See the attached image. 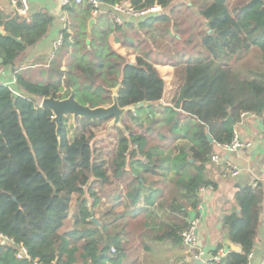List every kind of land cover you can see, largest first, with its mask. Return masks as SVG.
<instances>
[{"label":"trees","instance_id":"obj_1","mask_svg":"<svg viewBox=\"0 0 264 264\" xmlns=\"http://www.w3.org/2000/svg\"><path fill=\"white\" fill-rule=\"evenodd\" d=\"M124 1L162 10L123 16L120 23L102 12L87 31L92 6L84 0L74 9L80 29L65 36L49 63L28 70L35 79L20 71L11 85L0 83V234L13 237L0 239V264H192L180 234L189 209L200 203V187L210 185L214 144L231 141L242 112L264 121V0L100 5ZM48 22L42 15L6 20L0 65L12 66L47 34ZM111 35L125 53L112 46ZM155 64L174 68L169 101ZM114 90L120 107L135 110L125 113L133 122L128 133L116 129L108 150L90 142L111 117H77L69 125L63 116L57 134L52 111L39 107L45 96L70 92L83 105L108 106ZM95 182L114 186L99 217L83 196L97 203ZM235 199L238 212L223 215L220 228L241 249L230 251L220 241L228 253L216 264H246L261 224L264 184L241 188ZM17 243L27 258L16 257Z\"/></svg>","mask_w":264,"mask_h":264},{"label":"crops","instance_id":"obj_2","mask_svg":"<svg viewBox=\"0 0 264 264\" xmlns=\"http://www.w3.org/2000/svg\"><path fill=\"white\" fill-rule=\"evenodd\" d=\"M28 2L29 12L25 16H19L15 14L9 0H0V29L2 30V34L6 33L4 29L6 20L13 19L21 21L25 19L27 22H31L32 17L35 15H42L50 18V22L46 24L47 34L43 38L35 43L29 44L16 58L12 66L0 65V81H4L8 83V85L14 83L12 80L16 78V74L20 71L25 72V75L29 74L31 79H35L36 74L28 72V70L36 69L38 66H41L40 64L49 63L54 52L59 50L65 43L64 42L58 47V40L61 37L66 39L65 36L67 34H69L68 38L70 39L73 32L80 29L74 9L78 7L83 8L84 1L82 3L71 1L65 5L62 4V0H28ZM123 16L127 15H122V17ZM89 30L90 28H88L87 31ZM17 39L20 40V38ZM110 42L114 47L118 48V51L125 53L124 47L114 42L113 35L110 36ZM155 67L165 68L172 66L167 64H155ZM174 92L175 88L171 92V96H173ZM263 123V119L257 116L256 119L247 118L243 122L238 121L234 124V133L237 134L239 139L250 142L248 147H242L233 152L220 154L224 161L230 162L239 168L240 172L236 176H230L228 173L223 172L221 164L211 161L207 164V177L210 180V185L206 186L205 190L199 193L203 208L197 233L200 245L208 251H212L216 248H226L224 246L218 247L220 241L224 239L220 228V218L225 214L234 211L238 212V204L235 199L236 192L241 188L254 186L256 182L264 184ZM263 205L264 202L262 203L261 224L258 228L255 245L252 250V264H257L259 262L263 249ZM207 221L214 224V230L211 231V229H209L206 224Z\"/></svg>","mask_w":264,"mask_h":264},{"label":"built area","instance_id":"obj_3","mask_svg":"<svg viewBox=\"0 0 264 264\" xmlns=\"http://www.w3.org/2000/svg\"><path fill=\"white\" fill-rule=\"evenodd\" d=\"M9 1L15 14L19 16H25L29 12L28 0H9ZM71 1H74L76 3H82L84 0H62V4L65 5L70 3ZM85 1L92 6V9L90 11L92 18L97 17L101 12L107 11L110 14L109 16L114 23H120L122 15L140 17L147 14L156 13L162 10V7L158 4L136 9L132 7L128 2L124 1L103 8L100 5V1L97 0H85ZM64 42H65V38L61 37L57 42L58 47ZM13 79L14 80H12V82H15L16 78ZM0 83L8 85V83L4 81H0ZM247 118L256 119L257 115L251 112H242L240 113L239 122H243ZM249 145L250 142L240 140L237 134L234 133L233 138L231 139L230 142L214 144V150L211 153L209 159L211 162L221 164L222 165L221 169L223 170V172L228 173L230 176H236L240 172L239 168L231 164L230 162L224 161V159H222V155L220 156V154L226 152H233L238 148L248 147ZM204 190H205L204 186L200 187L199 193L203 192ZM202 208H203V204L200 201V203L196 206L195 209H189L187 225L180 234L183 251L189 254L191 257H197L201 259L202 264H216L226 256L228 250L226 248H216L212 251H208L203 246L200 245V240L198 238L197 231H198L200 218L202 215L201 214ZM262 228L264 231V222L262 224ZM0 239L2 241L9 240L10 242H13L12 236H4L0 234ZM16 246H17L15 253L16 257L19 259L27 258L28 257L27 248L22 243L19 244L17 243ZM252 257H253V251L248 252L246 264H252ZM257 264H264V239H263L262 253L260 256V260Z\"/></svg>","mask_w":264,"mask_h":264},{"label":"rangeland","instance_id":"obj_4","mask_svg":"<svg viewBox=\"0 0 264 264\" xmlns=\"http://www.w3.org/2000/svg\"><path fill=\"white\" fill-rule=\"evenodd\" d=\"M186 2H190V0H185ZM231 1V0H230ZM113 46V45H112ZM114 47V46H113ZM117 51L118 48L114 47ZM120 52V51H118ZM121 53V52H120ZM124 53V52H123ZM121 53V54H123ZM127 57L130 61H133V58L135 57L134 53H128ZM158 68V67H157ZM160 70V75L162 76L163 80H164V97L163 100L164 101H169L171 99V95H172V91H173V75H174V68L172 67H159L158 71ZM41 100V99H40ZM132 112H134L135 109H131ZM111 118H108L106 121H104L98 128L97 131L94 135V138L91 140V144L94 147L97 148H103L105 150L109 149V145H112L113 143H115V139L116 137L114 136L116 133V129L123 131V133L126 135L128 132L125 129V127L127 126V122L133 123L131 122L128 118L126 114H122L121 115V119H120V123L117 125H113V116H110ZM67 121L68 124H75L77 121V118H74L71 114L67 115ZM133 125V124H132ZM114 128V129H113ZM139 129V128H138ZM110 138L112 140L111 143L108 144L107 139ZM104 153H107L103 150ZM120 185H123L122 183ZM114 188V186L112 184H105L102 185L100 182H95L94 184V190L97 193L98 196V200L97 203L95 202V198L93 196L88 195L85 190L86 188L84 187V198L86 197V202L88 207L90 208L91 212L94 214L95 217H99L101 215V213L105 210V208H107V206L110 203V195H111V190ZM76 196L73 195L72 196V200H71V209H70V214H69V218H68V223H72V214L74 211V207L76 204ZM94 217V219H95ZM97 222L98 219H95ZM207 226L209 227V229L214 230V224L210 223V222H206Z\"/></svg>","mask_w":264,"mask_h":264},{"label":"water","instance_id":"obj_5","mask_svg":"<svg viewBox=\"0 0 264 264\" xmlns=\"http://www.w3.org/2000/svg\"><path fill=\"white\" fill-rule=\"evenodd\" d=\"M100 1V0H97ZM163 12V11H162ZM95 18H90L88 21V27L90 28L91 25L94 23ZM0 33H2V30L0 29ZM19 40V39H17ZM87 43H89V39L86 40ZM112 103L108 106H96V107H90L89 105H83L79 103L75 97L74 93L70 92V94L65 98H57L54 97V95L45 96L41 99L39 107L43 108H49L52 113L53 117L52 120L56 124V133L59 134V127L61 118L63 116H67L71 114L74 118L77 117H86L90 119H104L108 118L110 116H113V125H117L120 123L121 115L125 114L128 110H131L129 107H120L117 104V95L114 93L112 95ZM144 104V101H141L138 103V107L142 106ZM228 120L233 122V120L228 117ZM207 138L210 142H212L211 136L206 132ZM95 220V219H94ZM95 222H97L95 220ZM223 242L230 251H240V246L236 243H233L228 238H224ZM192 264H202V260L197 257H191Z\"/></svg>","mask_w":264,"mask_h":264}]
</instances>
